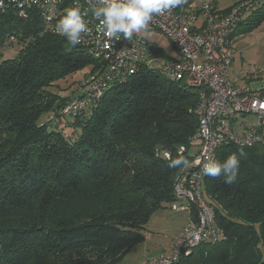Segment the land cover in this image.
<instances>
[{"label": "trees", "instance_id": "trees-1", "mask_svg": "<svg viewBox=\"0 0 264 264\" xmlns=\"http://www.w3.org/2000/svg\"><path fill=\"white\" fill-rule=\"evenodd\" d=\"M203 1L190 9L201 14ZM209 1L213 15H230V41L264 21V0L226 9ZM9 35L16 54L0 60V264H118L144 241L152 214L172 204L193 162L200 89L169 78L171 58L160 62L155 45L131 75L109 77L106 62L45 31L32 10L0 12V40ZM91 92L85 109L64 115ZM241 151L233 184L203 177L222 236L171 264H264V143L222 145L215 160ZM181 155L189 166L169 168Z\"/></svg>", "mask_w": 264, "mask_h": 264}, {"label": "built area", "instance_id": "built-area-1", "mask_svg": "<svg viewBox=\"0 0 264 264\" xmlns=\"http://www.w3.org/2000/svg\"><path fill=\"white\" fill-rule=\"evenodd\" d=\"M190 2L186 0L182 6L164 15H154L149 29L165 36L178 54L177 59L166 61V75L200 89L198 126L191 140L196 147V155L176 180L174 201L170 205L172 210L193 207L196 219L188 222L175 236L168 255L152 257L145 264H171L190 247L222 236L214 210L202 193L203 164L209 158L215 159V153L222 145L251 148L264 143V94L241 86L239 75L230 77L228 74L233 61L228 35L230 15H213L209 0L201 3L202 13L196 14L190 9ZM73 6L86 11L90 4L89 0H4L0 12L13 8L20 17H25L28 11H36L45 31L55 33V25L64 11ZM85 19L89 31L83 34L79 46L108 64L106 72L109 77L131 75L136 62L152 52L149 45L136 36L131 41L123 37L118 41L110 40L98 31V21L90 12ZM15 41L14 35L0 40V55L10 50ZM87 95L66 105L63 113L68 115L79 111L80 107L88 104L89 97L95 96L92 92ZM246 115L254 116L255 123L246 126L241 121L236 127V120L240 121L239 118ZM185 151L184 147L179 148L180 154Z\"/></svg>", "mask_w": 264, "mask_h": 264}, {"label": "rangeland", "instance_id": "rangeland-1", "mask_svg": "<svg viewBox=\"0 0 264 264\" xmlns=\"http://www.w3.org/2000/svg\"><path fill=\"white\" fill-rule=\"evenodd\" d=\"M195 2L196 0H194V3ZM214 2L217 3L219 9H226L230 6L238 5L241 0H214ZM37 15L41 20L38 13ZM18 17L20 16L18 15ZM42 24L45 28L43 22ZM134 36L138 37L148 45H155L158 48V51L154 56H158L161 60L160 62H165L168 58H178V54L172 47L169 40L160 32L149 29L147 33L134 34ZM15 49L16 48L14 47L13 49L5 51L0 57V60L13 57L16 54ZM231 49L234 58L229 67L230 72H233L235 75H239L240 81L244 80L246 82L244 86L246 88H250L251 91L264 89V21L256 28L240 33L237 32V34L232 37ZM154 67L157 69L156 65H154ZM90 71L91 68L86 67L74 74L69 79V82L65 84L68 88L62 92L63 95L69 97L70 92L72 93V91H74L77 87V80L82 79V77L84 78L83 75H88ZM156 73L158 75L160 74L158 71H156ZM85 108L86 105H83L79 109L82 110ZM68 115L70 116L72 114ZM239 119L246 126L253 125L255 123V118L252 115H246L245 117ZM192 150L194 152V147ZM195 219L196 212L193 207L185 210H172L168 204L164 205L162 210L154 212L147 225V229L152 230V233H148L147 231L149 239L146 242L150 246L148 252L149 256H151L150 258L160 255H168L170 253L172 242L175 238L174 237L170 240L171 242L169 241L174 234V231L172 230L180 227L183 228L188 222H194ZM168 241L170 242V245H168ZM159 246L162 247L160 252L167 249L169 246L168 252L165 251L158 255L156 250ZM144 252H146V250L143 252L134 251L124 260V262H121L120 264H131L133 261H139L142 259Z\"/></svg>", "mask_w": 264, "mask_h": 264}, {"label": "clouds", "instance_id": "clouds-1", "mask_svg": "<svg viewBox=\"0 0 264 264\" xmlns=\"http://www.w3.org/2000/svg\"><path fill=\"white\" fill-rule=\"evenodd\" d=\"M186 0H89V8L83 11L81 7H70L55 25V33L64 37L71 47L82 42V36L89 31L85 16L88 12L98 21L97 29L112 41L122 37L127 41L133 39L134 34L147 33L154 15H164L182 6ZM4 0H0V8ZM168 155V153H165ZM235 153L229 155L223 162L209 158L203 164L202 172L209 177H223V182L231 185L235 182L241 166V157ZM189 160L184 156L170 158L168 167H188Z\"/></svg>", "mask_w": 264, "mask_h": 264}, {"label": "crops", "instance_id": "crops-1", "mask_svg": "<svg viewBox=\"0 0 264 264\" xmlns=\"http://www.w3.org/2000/svg\"><path fill=\"white\" fill-rule=\"evenodd\" d=\"M199 5V0H196V2L195 3H193V7H197ZM234 58V57H233ZM228 74H229V76L230 77H233L235 74H233V72H230V70L228 69ZM239 83H240V85L241 86H244V84H246V82L243 80V81H240L239 80ZM245 87V86H244ZM242 122L241 121H239V120H236V123H235V125H236V127H239L240 126V124H241ZM241 128V127H240ZM162 210V209H161ZM187 219H188V216H187ZM181 228L182 227H180V228H176V229H173L172 231H174V234H173V236H172V238H170L169 239V241L170 240H172L179 232H180V230H181ZM147 231H148V233H152L151 231L152 230H149V229H147ZM147 231H146V235H145V239H144V241L142 242V243H140L139 245H137L134 249H132L124 258H123V260L121 261V262H124V260L130 255V254H132L134 251H145L146 250V252H144L143 253V256H142V259L141 260H136V261H133L131 264H145L146 263V261L151 257V256H149V254H148V252H149V245L146 243L147 242V240L149 239V237H148V234H147ZM172 233V232H171ZM168 241V245H170V242ZM161 249H162V247L161 246H159L158 248H157V250H156V252L158 253V255L159 254H161V253H163V252H168V250H169V246L167 247V249H165V250H162V252H160L161 251ZM140 256V255H139ZM138 256V257H139ZM120 262V263H121ZM120 263H118V264H120Z\"/></svg>", "mask_w": 264, "mask_h": 264}]
</instances>
